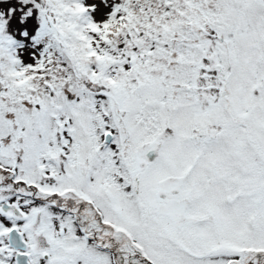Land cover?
Masks as SVG:
<instances>
[{"label": "snow or ice", "instance_id": "obj_1", "mask_svg": "<svg viewBox=\"0 0 264 264\" xmlns=\"http://www.w3.org/2000/svg\"><path fill=\"white\" fill-rule=\"evenodd\" d=\"M0 264H264V0H0Z\"/></svg>", "mask_w": 264, "mask_h": 264}]
</instances>
